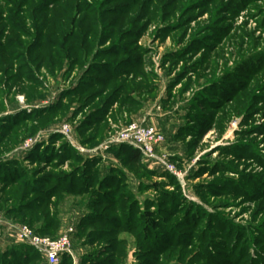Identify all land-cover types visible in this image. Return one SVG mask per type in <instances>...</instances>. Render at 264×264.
Instances as JSON below:
<instances>
[{"label":"rangeland","instance_id":"rangeland-1","mask_svg":"<svg viewBox=\"0 0 264 264\" xmlns=\"http://www.w3.org/2000/svg\"><path fill=\"white\" fill-rule=\"evenodd\" d=\"M35 112L41 128L6 135ZM149 120L182 181L124 145L81 155L60 132L91 151ZM1 159L18 182L0 181V213L48 224L43 237L72 228L70 264H264V0H0ZM87 160L106 199L94 180L51 197L44 219L47 182ZM9 247L0 264H46Z\"/></svg>","mask_w":264,"mask_h":264},{"label":"built area","instance_id":"built-area-1","mask_svg":"<svg viewBox=\"0 0 264 264\" xmlns=\"http://www.w3.org/2000/svg\"><path fill=\"white\" fill-rule=\"evenodd\" d=\"M60 132L81 155L91 158L97 156L99 152H103L111 147L124 145L137 151L143 161L155 163L162 170L174 175L177 180H183V174L178 172L174 165L170 164L165 157L157 154L158 147L164 144L165 141L162 132L153 126L146 125L144 122L131 123L116 130L103 144H101L99 149L91 151L76 146L69 136L66 126L62 127ZM34 142L33 140H28V142L24 144V148H28ZM72 233V228H69L65 233L55 239L43 237L36 234L35 231L27 225L6 221L4 216L0 213V237L9 234L15 242L30 246L46 260L47 264H61V257L63 255L72 256L70 244Z\"/></svg>","mask_w":264,"mask_h":264},{"label":"trees","instance_id":"trees-1","mask_svg":"<svg viewBox=\"0 0 264 264\" xmlns=\"http://www.w3.org/2000/svg\"><path fill=\"white\" fill-rule=\"evenodd\" d=\"M83 43L84 42H82L81 44H83ZM80 93H81V91L79 92V94ZM41 114H43V113L39 114V113L35 112L30 117L22 118V119H19L18 121H15V123L13 124V127L9 130V132H7L6 135H8V133H13L14 132L13 135H15V137L21 138L20 135H18L20 133L16 131L18 128H15V127H21L22 125L23 126L25 125L24 127H26L25 128L26 134H30L31 131L33 132L37 128H41L43 126V124L40 122V120H41L40 115ZM5 123L8 124V123H11V122L5 121ZM85 126H86V128L88 127L84 123L83 127H85ZM51 137L54 138L53 136H51ZM93 140H94V138L90 137V138H87L86 140H83V143L88 142V141H93ZM14 141H16V140H14ZM12 144H14V143H12ZM9 146H10V143H9ZM120 148L128 149L127 150V152H128L127 154H128L129 160L131 162H136L137 163L139 161L140 156H139L137 151L133 150L132 148H130L128 146L120 147ZM43 155L40 156V157L45 158ZM73 159L74 160H79L80 158L76 157V158H73ZM94 163L95 162L91 161V160L85 161L84 162V166H83L84 169L79 170L80 174L71 172L68 175L58 176L54 182L49 180L47 183L52 184L51 186H49V188H47L49 184L47 185L46 182L43 183V185H47V187H46V190H43V191L41 190L42 193H41L40 196L44 197V200L41 201L40 204H38V205L39 206L43 205V208H42L43 209V215H42V217L44 219L49 218V213L50 212H49V209H48V205H49L51 197H53V196L60 197V195H62V194H66V195H69V196H76V195L79 196L81 194L83 195V194H87L88 192L93 191L92 190L93 188H91L90 186H92V183H94V180L96 181V178H94V175L92 174L93 173L92 171H93V166H94L93 164ZM16 176H17V171L14 168V166L12 165V161H10V160L7 161V160H4V159H1L0 160V181H2L4 179L2 181V183L6 184V185H14L16 182H18V180H16ZM111 177L113 178L114 176H111ZM77 178H81V180H80L81 182L79 181V183H82V184L77 185V181H76ZM96 182H97V188L94 189V191H95L94 194H95V196L98 199L105 200L106 199L105 198L106 195H104L105 193L104 192L102 193L99 190L103 186L99 185V181H96ZM103 198H105V199H103ZM106 204H110V203L106 202ZM14 210H15V208H14ZM14 210H6L4 215L8 216V215L17 214V210H15V212H13ZM101 217H102V219L106 220L107 222L114 221V219H115V218H104L103 216H101ZM82 219H83L82 221H83V224H84V222H86L88 220V217L84 216ZM87 223H91V222H87ZM126 223H127V227L128 226L131 227L132 217L127 218ZM137 224H138V226H140L139 223H137ZM24 225L29 226L28 224H24ZM47 225L48 224H44L43 226H40V227L36 228V230L35 229H33V230L35 231L36 234H38L40 236L46 235L45 233H50V231L52 230V229H50V227H46ZM135 228H136V226H135ZM50 238L51 239H55V237H50ZM26 250H30L31 251V256L35 259V261H41L42 260L41 256L38 253H36L30 247L25 246V245H14V246H11V247H9V249H7V251H5L1 255L3 256V258L6 257V256H11V257L14 258V256H17V255H20V256L25 255L24 253L26 252ZM27 262H28V260H25L22 264H27ZM70 262H71V259H70V257L68 255H63L61 257V264H67V263L70 264ZM95 263L96 264H100L101 261L100 260L91 261V264H95Z\"/></svg>","mask_w":264,"mask_h":264},{"label":"crops","instance_id":"crops-1","mask_svg":"<svg viewBox=\"0 0 264 264\" xmlns=\"http://www.w3.org/2000/svg\"><path fill=\"white\" fill-rule=\"evenodd\" d=\"M151 120H149L148 122H146V121H144V122H146V125H150V126H153V127H155L154 125H152L153 123H155V122H153V121H151ZM150 123H152V124H150ZM158 125V124H157ZM156 128V127H155ZM157 129V128H156ZM160 131V130H159ZM162 132V131H161ZM162 134L164 135V133L162 132ZM165 136V135H164ZM163 145V144H162ZM161 145V146H162ZM161 146H159L158 147V149H157V151H160L161 149ZM158 153V152H157ZM159 154V153H158ZM160 155V154H159ZM145 163L147 164H149L150 166H155L156 168H158L159 170H162L157 164H155V163H152V162H146L145 161ZM158 169H156V170H158ZM162 171H164V170H162ZM64 203H65V201L64 202H61L60 203V206H59V210H60V208L62 207L61 205H64ZM83 210H80V209H78V210H76V211H72V214H71V216H69V217H75L74 219H73V221L75 222L74 224L75 225H77V223H78V220H80L81 219V217L82 216H84L83 215V213L84 212H82ZM61 213V212H60ZM59 213V214H60ZM68 229V228H67ZM67 229L64 231V233L67 231ZM61 234H63V233H61ZM60 234V235H61ZM59 235V236H60ZM0 243H1V245L2 246H0V247H3V248H6L7 246H13L14 245V243H17V242H15L14 241V239L13 238H11L10 237V235L8 234V235H6V236H4V237H0ZM41 256V255H40ZM70 257V259H74V256H73V253H72V256H69ZM41 258H42V261H44L45 263H46V260L41 256ZM47 264V263H46Z\"/></svg>","mask_w":264,"mask_h":264}]
</instances>
